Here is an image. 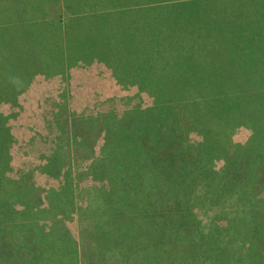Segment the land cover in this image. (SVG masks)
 I'll return each mask as SVG.
<instances>
[{"label":"trees","instance_id":"1","mask_svg":"<svg viewBox=\"0 0 264 264\" xmlns=\"http://www.w3.org/2000/svg\"><path fill=\"white\" fill-rule=\"evenodd\" d=\"M52 1L34 5L23 0L20 6L17 0H0L8 12L0 13V233L17 237L9 251L21 250L14 244L30 233L26 245L48 235L57 223L74 221L77 229L66 237L69 243L101 246L99 254L89 251L87 263L77 257L75 264H104V254L110 258L114 253L108 246H136L135 252H122L109 264H264V198L259 197L264 186H256L259 175L264 176V15L255 20L249 11L246 24H223L219 18L199 15L196 3H188L195 10L188 16L225 51L226 61L217 54L210 61L214 70L202 68L180 55L172 40L162 39L149 57L155 73L167 77L148 83L139 64L134 69L119 62L117 48L110 47L104 30L96 26L93 44L81 37L77 44L67 43L63 54V42L51 38L49 25L33 21ZM131 1L111 5L122 11ZM254 3L244 0L240 6L251 9ZM258 6L264 8L263 0ZM226 14L231 17L230 11ZM94 18L85 21L93 23ZM105 61L115 85L94 65L103 67ZM73 63L79 77H71ZM136 77L142 84L135 85L139 103L121 117L105 114L97 147L74 134V145L85 155L93 153V178L109 185L108 190L87 191L89 207L83 216L75 204L72 160L69 154L68 164H63L61 145L54 156L33 161L36 167L27 179L36 178L29 182L20 173L31 161L26 145L44 134L48 98L55 101L56 114L65 112L62 117L69 114L74 122H82L83 112L95 103L123 95L126 88L120 79L132 84ZM144 97L148 104H143ZM52 168L56 170L51 175ZM26 181L21 201L18 192L23 193L20 186ZM196 206L215 217L224 213L226 225L210 224L208 232L200 234L201 220L191 214ZM177 237L195 250L172 242ZM5 241L7 246L13 242Z\"/></svg>","mask_w":264,"mask_h":264},{"label":"rangeland","instance_id":"2","mask_svg":"<svg viewBox=\"0 0 264 264\" xmlns=\"http://www.w3.org/2000/svg\"><path fill=\"white\" fill-rule=\"evenodd\" d=\"M14 1L15 0H12V2ZM17 1L21 2V6L23 0ZM28 1L35 5L39 0ZM128 1L129 0H53L51 3L47 2L46 11L41 17H34L33 21L36 24H40L41 21L45 25L46 23L49 25L51 38L58 44L63 42V46L61 47V50H64L63 54L67 52V43L72 42L77 44L79 39L83 37L87 44L90 45L89 40H92V31H96L95 26L99 32L103 29L110 47L117 48L115 51L122 54L124 59L120 54H118L119 56L115 54L117 57H114H116L120 63L124 60L127 66L134 69H137V64H139V71L143 77L142 79H146L145 81L148 83H154V77H167V74L164 72L160 71L155 73L154 64L149 57V54L152 53V47H155L162 39L168 38L172 40L176 43L179 54L181 53L183 56H188L195 60L202 68L211 71L212 69L214 70L210 61L211 59L216 60L215 55L217 54L221 56V62L226 61L223 55L225 51L223 52L218 46L213 45L211 40H208L206 37L199 23L193 21L188 16L190 15V11H195L192 8L190 9L188 3H196L199 10L201 9V12L198 13L199 15H209L211 19L219 18L223 24H246L247 21H250L248 16H246V13L249 11L253 13L255 20L260 19L262 14L264 15L263 6H258V2L262 0H255L253 8L251 9L245 8L244 5L240 6V2L244 0H132L126 5L130 7H125L126 9L122 11L120 7L114 9L111 5L114 3V5L120 4L124 6L122 3ZM251 1L252 0H250V2ZM5 5L0 3V13L8 15ZM149 7L153 10H149ZM242 7V13L244 12V14L240 12ZM223 8L230 11L231 17L226 14L229 13V11ZM102 14L108 15L103 16L101 19L100 16ZM89 16H95L93 23L85 21V18ZM80 18L83 22L79 21ZM65 23H67L65 29L56 31V28L60 29L58 26ZM81 31L82 34L80 33ZM207 41L209 44H207ZM93 43L92 40V44ZM108 47L109 46L106 48L107 51H109ZM112 53L113 52L109 51V54L112 55ZM164 54L167 56L169 51L165 50ZM105 64L103 67L100 64L94 65L109 78V85H115L114 82L110 81L113 72H111V68L107 66V61H105ZM160 65L167 68L165 65ZM72 66L73 68L70 73L71 77L74 75L79 77V73H76L80 72L79 67H75V63H73ZM51 80L54 81L55 78ZM119 81L122 83V86L126 88L124 89L123 95L121 94L120 97L112 98L109 101L95 103L92 108L86 109L83 112L85 117L82 122L78 121L80 120L79 118H76L74 122V118L69 114L62 117V114L65 112L56 114L55 101L48 98L44 103V119L46 122L44 134L37 136L25 147L28 158L31 159V161H27L23 164L20 173H22L26 179L28 178L27 175H30L36 167L33 161H42L43 158L46 159L54 156L59 145L62 146L66 155V159H63V164H68V155L70 154L72 160L71 176L76 189L75 204L76 209L83 210L80 212L77 211L80 215L82 214V216L84 210L89 207L87 191H90V189L108 190L109 185L106 181L93 178L89 170L93 153L90 152V155H85L82 148L78 149V145H74L73 143L74 134H80L81 136H79L82 139L87 138V141H92L93 144L95 143L94 146H96L98 141L97 138L100 135L102 123L105 119V114L114 112L118 117H121L125 111L132 109L139 103L140 98L134 96V93L138 91L135 85H142L139 78H133L131 80L133 82L132 84L124 83L122 79ZM105 84H107V82ZM143 104H148L145 97ZM90 116H92V118H90ZM66 118L67 120L65 121L64 119ZM92 142H90V144ZM96 152H98V150ZM55 170V168L51 169L53 172H51V175L54 174ZM48 175L50 174L48 173ZM45 176L46 175H44L43 179L47 180L48 177ZM97 176L99 178L101 177L100 174H97ZM33 177L36 178V174L32 175V178ZM31 179L27 180L30 182ZM28 181L20 186L23 193L18 192L19 195L26 193L24 186H27L26 183ZM261 185L264 186L263 175H259L258 183L256 184L257 188ZM11 189L14 190V188ZM259 197L264 198V189L261 191ZM22 199L23 195L21 201ZM202 213L204 215V220H202ZM191 214L197 216V219L202 221H199L200 234L208 232L206 230L210 229V224H215L216 226H220L219 228H223L228 220L224 213H217V217H215L214 213L207 210L203 211L199 206L194 207ZM85 216L87 215H84V217ZM76 224L77 223L74 221L73 223H57L51 232L50 230L46 232L47 234L50 232L48 235L37 239L36 243L33 245H26L28 236H31L30 233L26 237L27 239L25 237L22 239L24 243L18 242L14 244L15 246H21V250L15 248V252L12 251L15 249L10 251L9 249L14 247L11 245L15 243L17 237L10 236L9 239L8 236L6 237L4 234L2 236L0 233V264H75L77 257H81L84 259V262L87 263L89 251L94 252V255L99 254L101 246H78L74 243H69L66 237L69 235L72 236V233L76 231ZM220 235L221 233H219V236ZM166 238L172 239L173 236H167ZM5 239L13 242L7 246L6 244L8 243ZM172 242H177L182 249L185 247L184 249L190 252H192V250L194 251L196 248L190 245V242L187 240H178V237L172 240ZM75 246H78L77 250H75ZM189 246H191L192 250L188 248ZM35 248L39 249L37 250ZM124 248L123 246H108L109 252L112 253L114 251V253L109 258V253L106 252L102 257L101 263L104 262V264H109L111 263L110 261L115 262L118 259L117 255H122V252L125 254L130 251L132 252L136 246H127L125 249ZM229 248H231V246H228L227 249ZM197 262L199 263V260Z\"/></svg>","mask_w":264,"mask_h":264}]
</instances>
